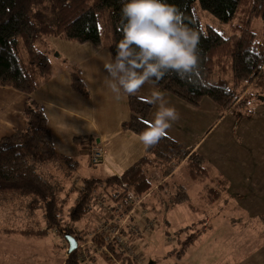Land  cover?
Here are the masks:
<instances>
[{
	"label": "trees",
	"instance_id": "trees-1",
	"mask_svg": "<svg viewBox=\"0 0 264 264\" xmlns=\"http://www.w3.org/2000/svg\"><path fill=\"white\" fill-rule=\"evenodd\" d=\"M128 0H0V87L31 94L52 75L50 57L38 49L35 43L42 37L101 45L97 14L109 10L112 42L109 51L117 54L122 34V6ZM175 6L182 14L183 24L199 35L196 50L197 64L183 74L168 70L159 80L148 83L157 90L169 92L191 106H198L203 98H209L217 106L219 116L234 110L239 116H250L252 105L264 101V0H161ZM208 17L209 23L203 19ZM212 18V20H211ZM260 22V34L253 31V23ZM71 85L75 91L87 95L79 70L71 69ZM130 118L122 128L139 135L151 128L147 117L152 104L149 100L130 95L128 98ZM23 116L26 125L10 135L0 138V205L18 206L26 218H41L43 227H31L19 233L26 237H46L56 232L68 249L67 238L76 242V248L68 252L61 264H84L81 251L92 250L106 257L101 239L93 236L91 229L82 221L94 215L97 209V192L105 193L110 207L118 202L123 209L126 190L137 198L145 195L158 199L154 187L168 193L166 207L189 204V195L182 184L168 181L158 185L155 173L164 179L172 176L176 167L183 164L188 178L202 186L203 200L213 204L219 200L226 187L221 175L211 177L205 159L185 148L166 135L155 146L145 150L144 156L126 169L120 176L105 179L83 178L76 189V198L64 220V202L58 198V188L45 176L43 166L57 163L70 174L77 170L78 161L55 151L52 134L42 107L33 100L25 103ZM78 144L90 149L92 140L76 138ZM93 144V145H92ZM64 190V186H62ZM70 189V190H68ZM67 190L75 191L71 186ZM67 190H64L66 193ZM158 191V190H157ZM118 193L119 198L113 200ZM150 203V202H149ZM4 205V206H3ZM154 207V205H151ZM153 210V209H151ZM35 218V219H34ZM32 221V222H33ZM264 226V212L259 215ZM35 222V221H34ZM92 236V237H89ZM93 244L83 247L88 240ZM197 238L187 237L176 252L180 258L185 248ZM116 264H139L108 246ZM87 252V251H86ZM109 260V259H108Z\"/></svg>",
	"mask_w": 264,
	"mask_h": 264
},
{
	"label": "rangeland",
	"instance_id": "rangeland-1",
	"mask_svg": "<svg viewBox=\"0 0 264 264\" xmlns=\"http://www.w3.org/2000/svg\"><path fill=\"white\" fill-rule=\"evenodd\" d=\"M97 19L102 44L109 45L113 39L109 10L100 11ZM203 22L209 23L210 19L206 17ZM253 31L257 35L260 34L258 20L253 23ZM35 46L50 57L52 66L59 64L55 58L56 51L51 49L50 37L40 38ZM251 108L253 113L250 116L238 117L239 114L237 115L234 110L227 111V114L221 116V120H224L217 131L205 144L209 163L212 166H221L229 172V180L233 181L230 184L238 187L239 192L236 193V190L232 192V200L229 203L221 201L220 198V202L209 204L200 198L198 193L201 185L192 184L191 181L186 184L187 180L182 182L180 178L188 179V175L185 169H181L168 183L170 186H173L174 182L182 183L188 192L189 204L175 205L176 207L174 206L163 216L166 204L163 205L162 200L158 203L154 202L155 196H152L150 202L155 203V206L142 207L143 198L133 214L138 215L137 222L133 221V217L132 221L128 219L124 226L122 225L120 234L123 243L135 248L138 259L130 258L121 251L118 241H108L104 236L95 234L93 236L101 239L102 245L105 246L102 250L106 257L93 253L92 250L86 252L84 249L80 256L84 264H116L117 260L112 256L108 246H113L117 249L116 252L130 260H138L139 264H264V247L255 235L235 228L240 225L239 223L226 222V218L243 215L248 216L251 219L250 223H253V218L264 212V101L259 100ZM200 109V118L206 122L210 114L204 104ZM216 116H219L218 110ZM77 161L78 169L72 172L67 180L70 183L69 188L75 187V191L72 192L68 189L65 193L62 188L66 182L65 178H68L62 166L50 163L42 167L45 176L49 177L58 188V198L65 204L63 213L66 215L64 218L66 221H68V210L74 203L76 189L81 186L82 178L100 175L93 172V167L88 166L85 158H77ZM207 166L209 169L208 163ZM159 176V173H156L157 179ZM104 177L105 175L102 174V178ZM224 192L227 195V192ZM98 195L102 197L105 193L98 191ZM161 197H166L167 201L170 199L169 195L162 194ZM102 198L105 199V206L98 205L97 201L99 212L93 211V216L82 221V225L91 229L92 233L100 223L109 224L112 217L121 216L120 212L117 214L109 212V203L105 197ZM114 205L116 207L117 203ZM24 212L18 206L0 205V264H61L67 248L56 232L49 231V234L42 238L26 237L19 233L30 227L37 229L44 225L40 217L34 222L26 218ZM142 216L145 218H141ZM145 223L148 224V230L144 232ZM135 225L140 232H136L137 227L132 228ZM193 234H198V237L187 246L183 255L177 258L176 252L180 249L181 243ZM89 239L82 245L83 247L93 244L91 238Z\"/></svg>",
	"mask_w": 264,
	"mask_h": 264
},
{
	"label": "crops",
	"instance_id": "crops-1",
	"mask_svg": "<svg viewBox=\"0 0 264 264\" xmlns=\"http://www.w3.org/2000/svg\"><path fill=\"white\" fill-rule=\"evenodd\" d=\"M50 44L51 49L56 51L55 58L59 61V64L52 66V75L49 80L43 82L31 94L0 87V138L25 127L24 106L28 100H33L42 107L47 119V126L52 134L55 151L58 154L76 161L77 158H85L88 166L93 167V172L100 174L95 178L105 179L111 175L120 176L144 156L146 149L138 142L137 134L122 128V124L130 118L128 107L130 95L121 94L117 96L107 86L108 73L105 66L114 59L109 51L110 44L103 45L101 41V45L95 47L89 42L76 43L52 36H50ZM72 68L79 70L80 79L87 90V95H82L73 89L71 85ZM153 92L161 93L167 102V106L175 108L179 114V119L167 130V135L189 149L190 153L200 154L206 163L210 165L209 173L212 178L219 174L226 179L227 183L224 191L227 192V195L223 191L219 200L221 198V201L229 203L232 200V192L234 190H236V193L239 192L238 187H233V184H230L233 181L229 180V172L221 166H215L214 164L212 166L209 163L210 160L207 158L208 149L207 146L205 147L208 138L217 131L224 120H221V116H216L215 103L205 97L198 106L194 107L169 92L157 90L148 82L134 95L149 100ZM202 104L205 105L210 114L206 122L201 120L199 114ZM156 111L157 105L152 104L147 117L151 125ZM78 137L92 140L94 145L103 148L104 158L98 166H92L89 155L90 148L85 144H78L75 141ZM185 162L183 161L176 167L172 176L164 179L159 176L157 184L160 185L171 180L179 170L183 169ZM102 174L105 175L104 178H102ZM83 178L88 177L84 176ZM180 179H182V182L187 180L186 184L191 181L189 178L181 177ZM68 184L70 185L66 180L63 185L64 190L69 188ZM154 190L158 193V199L156 198L154 202L158 203L162 200L163 205L166 204V197L162 198L161 195H168V193L164 194L163 189L160 191L157 186L154 187ZM201 190L198 194L203 199ZM146 197L147 195L143 198ZM149 202L148 197L145 200L146 206L155 204L151 202L149 204ZM173 207L165 206L163 216ZM260 214L253 218V223H250L251 219L248 216L243 215L226 218V222L239 223L240 225L235 228L255 235L264 247V226L259 221ZM137 218L138 215L135 214L134 222Z\"/></svg>",
	"mask_w": 264,
	"mask_h": 264
},
{
	"label": "clouds",
	"instance_id": "clouds-1",
	"mask_svg": "<svg viewBox=\"0 0 264 264\" xmlns=\"http://www.w3.org/2000/svg\"><path fill=\"white\" fill-rule=\"evenodd\" d=\"M121 11L123 38L115 58L105 66L107 86L114 94L134 95L168 70L183 76L197 64L199 35L183 24L175 6L161 0H128ZM149 100L157 105L152 127L137 137L145 149L159 143L179 119L161 93L153 92Z\"/></svg>",
	"mask_w": 264,
	"mask_h": 264
},
{
	"label": "built area",
	"instance_id": "built-area-1",
	"mask_svg": "<svg viewBox=\"0 0 264 264\" xmlns=\"http://www.w3.org/2000/svg\"><path fill=\"white\" fill-rule=\"evenodd\" d=\"M104 154H105V152H104L102 147H100L98 145L92 146V148L89 151L90 162L92 164L100 163L104 158ZM124 192H125V196H124L123 200H124V204L127 205L125 209H123L121 207V205L116 201H115V203H117L116 207H115V205L113 207L108 206L109 212H111L112 214L113 213L117 214L120 212L121 216L119 217V215H118V216L112 217L110 219L109 224H103V223L101 224L100 223V225L97 226V228H96L95 234L104 236L105 239H107L108 241H112V240H115V242L118 241V244L120 245L121 251H123L127 255H129L130 258L138 259L137 252H136L135 248H132L131 246L124 245L123 237H122V234H120V231H121V229H123V226H124L123 224H125L128 219H131V221H132V218L134 217L133 214H134V212H136L135 210H137V207H139L143 197L137 198L132 191L126 190ZM98 196H96V200L98 201V205L105 206L104 205L105 199L103 200V198H102V197H105V195H103L102 197H100V196L98 197ZM118 198H119L118 193L113 195V200H117ZM141 218H145V217L142 216ZM103 221H105V220H103ZM133 221H134V218H133ZM147 226H148V224L145 223L144 229H143L144 232L146 230H148ZM135 227H137V228H135ZM132 228H135L136 232L137 231L140 232L138 226L135 225ZM103 249H105V246L103 247ZM136 261H138V260H136Z\"/></svg>",
	"mask_w": 264,
	"mask_h": 264
},
{
	"label": "water",
	"instance_id": "water-1",
	"mask_svg": "<svg viewBox=\"0 0 264 264\" xmlns=\"http://www.w3.org/2000/svg\"><path fill=\"white\" fill-rule=\"evenodd\" d=\"M67 238V242H68V252H71L73 251L75 248H76V242L75 240L71 239V238Z\"/></svg>",
	"mask_w": 264,
	"mask_h": 264
}]
</instances>
